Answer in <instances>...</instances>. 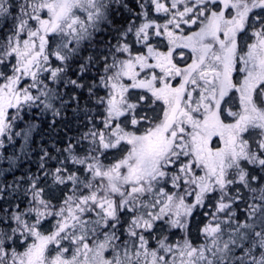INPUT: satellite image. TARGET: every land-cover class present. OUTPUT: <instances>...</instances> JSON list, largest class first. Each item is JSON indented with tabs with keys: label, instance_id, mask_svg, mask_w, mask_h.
<instances>
[{
	"label": "snow or ice",
	"instance_id": "snow-or-ice-1",
	"mask_svg": "<svg viewBox=\"0 0 264 264\" xmlns=\"http://www.w3.org/2000/svg\"><path fill=\"white\" fill-rule=\"evenodd\" d=\"M0 264H264V0H0Z\"/></svg>",
	"mask_w": 264,
	"mask_h": 264
},
{
	"label": "trees",
	"instance_id": "trees-1",
	"mask_svg": "<svg viewBox=\"0 0 264 264\" xmlns=\"http://www.w3.org/2000/svg\"><path fill=\"white\" fill-rule=\"evenodd\" d=\"M38 127L35 129V131L33 132V147H36L37 144L40 143H50V138H49V132L46 131L47 129V124L46 123H41L39 120L37 121ZM19 147V145L17 144V148ZM12 149H9V152H11ZM33 159H35V154L33 155ZM21 163H24V166L27 167V163L24 161H21ZM4 167H7V164L4 163L3 164ZM34 168V166H33ZM16 175H20V172L17 171L15 173ZM9 179H11V175H9L8 177Z\"/></svg>",
	"mask_w": 264,
	"mask_h": 264
}]
</instances>
